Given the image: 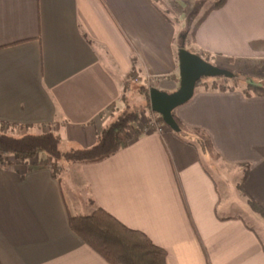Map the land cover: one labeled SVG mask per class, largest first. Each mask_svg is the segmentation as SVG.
<instances>
[{
	"label": "crops",
	"instance_id": "1",
	"mask_svg": "<svg viewBox=\"0 0 264 264\" xmlns=\"http://www.w3.org/2000/svg\"><path fill=\"white\" fill-rule=\"evenodd\" d=\"M182 17L170 22L152 0H0V123L14 135L52 131L68 149L94 145L124 109L128 72L177 89ZM185 46L248 74L236 85L224 76L196 83L173 110L210 136L220 182L198 145L163 120L162 131H141L56 177L38 158L8 157L0 162L1 264H110L68 224L69 214L96 207L164 248L166 264H264V242L246 221L264 234V216L250 205L264 209V93L247 88L264 78V0H227Z\"/></svg>",
	"mask_w": 264,
	"mask_h": 264
},
{
	"label": "trees",
	"instance_id": "2",
	"mask_svg": "<svg viewBox=\"0 0 264 264\" xmlns=\"http://www.w3.org/2000/svg\"><path fill=\"white\" fill-rule=\"evenodd\" d=\"M226 1L217 0L212 3L191 25L189 22L194 13L193 10L189 12L184 17L182 27V32L187 34L186 40H194L196 30L202 21L212 11L221 8ZM169 20L173 23L179 22L178 18L171 19L169 17ZM201 56L206 61L212 62L209 55L201 54ZM232 72L234 76L231 79L234 85L240 82L241 77L246 78L248 75L240 71ZM203 80L202 78L197 83ZM247 88L264 93V86L262 85L247 84ZM149 89L150 87L138 82L134 70L128 72L124 76L122 93L124 109L117 112L111 122L102 128L98 141L86 148L72 147L63 150L61 138L57 133L43 131L14 135L5 131V123H0V162L7 163L8 157L17 163L38 158L34 164L40 167L50 164L52 175L56 177L65 166L76 162L97 161L115 153L121 146L126 145L132 137L139 135L140 129L137 124L140 111L143 108L151 110ZM177 123L181 131L173 132L179 138L187 142H195L204 158L219 159V154L216 152L210 136L204 130L188 128L178 121ZM250 205L264 216V209L258 203L250 200ZM68 224L75 234L110 264H166L164 248L153 243L143 232L125 226L101 207H96L89 214H69Z\"/></svg>",
	"mask_w": 264,
	"mask_h": 264
},
{
	"label": "water",
	"instance_id": "3",
	"mask_svg": "<svg viewBox=\"0 0 264 264\" xmlns=\"http://www.w3.org/2000/svg\"><path fill=\"white\" fill-rule=\"evenodd\" d=\"M179 84L176 90L166 92L156 87H150L149 100L151 110L158 113L165 124L175 132L181 128L175 120L173 110L187 102L193 95L196 83L204 77L224 76L232 78L233 72L225 67H220L206 61L200 54L188 50L185 46L186 34H180Z\"/></svg>",
	"mask_w": 264,
	"mask_h": 264
},
{
	"label": "rangeland",
	"instance_id": "4",
	"mask_svg": "<svg viewBox=\"0 0 264 264\" xmlns=\"http://www.w3.org/2000/svg\"><path fill=\"white\" fill-rule=\"evenodd\" d=\"M215 1H217V0H201V2H200V0H188V3L186 5H183V7L176 6V5L174 6L172 4H168V5L165 4V3L163 4L160 1H156V2L159 3V6L161 7V9H163V11H165V13H167V15L171 19L178 18V16H180V17L183 16L181 18L182 19V21H181L182 23L177 26V31H176V39L177 40H180V37H179L180 34L184 33V32H182L184 17L189 12H191L193 10L194 15H193V18L189 22V25H191ZM181 10H182V12H181ZM186 36H187V34H186ZM247 77H248V75H247ZM219 78H221V77H204L203 79L204 80H212V79L218 80ZM246 78L245 77H241L239 83H241V82L244 83V81H246ZM253 79L256 82L255 85H258V86H261L262 85V86H264V78H259L258 79V77H256V78H253ZM137 80H138V82H140L138 78H137ZM142 83L145 84L146 86L150 87L149 84H146L144 82H142ZM160 120H161V116L160 115H157V113H154V112H152L149 109H144L143 108L140 111V118H139L138 124L145 123V125H148V123H150V122H154V124H157L158 122H160ZM149 129H152V127H149L147 130H149ZM141 131H146V130H140V132ZM61 148L63 150L68 149V147H66V146H62ZM205 159H206L207 167L213 173V177L217 180V182H220V176H219V172L217 171V167L216 166H218L219 168H221V165L220 164H216V166H215L213 164V161L211 159H209V158H205ZM63 186L67 190V184L65 182L63 183ZM246 221L256 229L257 233L260 234V236H261V238H262V240L264 242V234L259 229V227L256 224H254L253 222H251L250 220L249 221L246 220Z\"/></svg>",
	"mask_w": 264,
	"mask_h": 264
},
{
	"label": "built area",
	"instance_id": "5",
	"mask_svg": "<svg viewBox=\"0 0 264 264\" xmlns=\"http://www.w3.org/2000/svg\"><path fill=\"white\" fill-rule=\"evenodd\" d=\"M137 127L140 130H147L149 127L155 128L158 131H162L164 129V126L160 122H158L157 124H154V122H150V123H148V125H145V123L137 124Z\"/></svg>",
	"mask_w": 264,
	"mask_h": 264
}]
</instances>
